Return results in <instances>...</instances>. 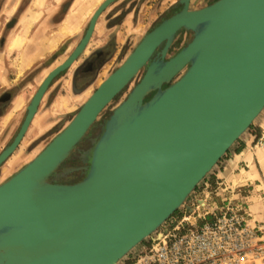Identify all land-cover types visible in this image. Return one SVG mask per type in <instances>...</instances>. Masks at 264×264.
Instances as JSON below:
<instances>
[{
	"label": "water",
	"instance_id": "obj_1",
	"mask_svg": "<svg viewBox=\"0 0 264 264\" xmlns=\"http://www.w3.org/2000/svg\"><path fill=\"white\" fill-rule=\"evenodd\" d=\"M115 1L97 8L78 45L38 87L0 153V166L24 137L51 81L83 53L98 17ZM178 5L44 149L0 183V264H117L184 205L262 112L264 0H216L194 10L190 0ZM179 30L192 38L164 60ZM140 71L84 166L73 169L84 177L51 183L101 111Z\"/></svg>",
	"mask_w": 264,
	"mask_h": 264
},
{
	"label": "crops",
	"instance_id": "obj_2",
	"mask_svg": "<svg viewBox=\"0 0 264 264\" xmlns=\"http://www.w3.org/2000/svg\"><path fill=\"white\" fill-rule=\"evenodd\" d=\"M104 1L31 0L30 7L32 6L33 13H21L19 18L8 26L10 28L14 25L15 30L12 28L13 30H10L12 33L7 34L0 41V88L13 86L16 80L23 78L38 66L37 75H39V83H42L46 76L61 65L75 49L87 29L91 16ZM133 1L135 0L127 4L125 0H117L100 14L83 53L67 70L51 81L24 137L7 159L9 165H14L23 158L24 148L29 142L51 130L59 121V117L76 109L77 102L85 92V85L87 86L90 82L86 81L90 77L87 78L80 72L91 71L93 66L97 68V62L93 61L96 58L95 54L102 52L103 57L100 61L105 56L112 55L113 57L111 56L109 60L111 62L120 52L119 48H122L124 40L136 39L145 28L150 26L152 28L169 9L180 8L176 1L167 4V0H161L157 8L159 12L157 10L151 12L150 9L152 10L154 6L152 2L155 0H145L142 5L145 9L135 14V8L130 5ZM147 14L148 17H146ZM19 29L20 32L16 35ZM16 44L20 47L9 50L11 45ZM15 55L16 57L13 58ZM47 61L48 63L41 67L40 64ZM105 63L106 61L101 65ZM75 84L80 88L73 94H69L68 90ZM37 89L30 96V101ZM27 100L26 93L16 94L8 109L0 116V126L10 124L8 134L10 142L17 134L24 119L25 110L29 104ZM250 132L232 145V149L218 162V170L212 173V178L215 180L223 178L227 183L222 190L226 192L227 198L220 202L234 200L233 205L242 207L251 213V208L255 207L252 205L253 197L260 198L264 194L262 191L264 188V145L254 151V142L258 137H264V127L259 124ZM213 181L214 179L211 180Z\"/></svg>",
	"mask_w": 264,
	"mask_h": 264
},
{
	"label": "rangeland",
	"instance_id": "obj_3",
	"mask_svg": "<svg viewBox=\"0 0 264 264\" xmlns=\"http://www.w3.org/2000/svg\"><path fill=\"white\" fill-rule=\"evenodd\" d=\"M132 0H125V2L128 4ZM173 1H176L178 3L179 0H167L168 3H172ZM211 0H191V7L190 9H198L205 5H208ZM145 0H135L130 5H132L133 8H135V14L139 13L140 10L145 9L142 8V5L144 4ZM154 4L153 9L150 11L153 12V10H157V8L161 4V0H155L152 2ZM31 0H0V41L7 36V34L12 33L11 31L15 28L10 26L15 19L19 18L21 13L25 12H31L33 13V8L30 7ZM165 7V5H164ZM130 9V8H129ZM158 11V10H157ZM159 12V11H158ZM59 15L61 14L59 10ZM168 14V13H166ZM145 15V14H144ZM136 16V15H135ZM148 17V14L146 15ZM164 17V16H163ZM162 18V17H161ZM35 19V18H33ZM160 19V18H159ZM13 28V29H12ZM151 29V26L148 28H145V30L142 32V34L138 35L136 39L128 38L127 40H124L122 44V48H119L120 52L115 56V58L109 62L110 58H112V55L105 56L101 61L100 59L97 61V68L93 66L91 71H85L80 72L81 75L90 77L86 81H90L88 85H85V92L81 95L79 102L76 104V109L72 112H69L61 117H59V121L55 126L46 132L44 134L29 142L25 148H24V155L23 158L17 162L14 165H9L7 160L0 166V183L6 180L8 177H10L13 173H15L17 170H19L24 164H26L28 161H30L34 156H36L40 151L44 149V147L50 142V140L58 134L72 119V117L75 115L77 110L80 108V106L84 103V101L89 98V96L94 92V90L98 87V84L101 81H104V79L112 72L114 71L120 64L125 60V58L129 55V53L134 49V47L139 43V41L142 39V37L147 34ZM11 30V31H10ZM15 30V29H14ZM20 32V29L16 31V35H18ZM144 34V35H143ZM143 35V36H142ZM25 36V35H24ZM188 41V38L185 36H179L176 39V42L174 43L172 53H170L171 56L178 48H180L184 43ZM19 43V42H18ZM19 44L11 45L9 47V50H12L15 47H18ZM1 47V45H0ZM20 47V46H19ZM113 51V50H112ZM111 54V53H110ZM112 56V57H111ZM16 55L13 57L15 58ZM106 63L104 65H101L103 62ZM47 62H43L41 67L45 66ZM39 66L31 71L29 74H26L23 76V78H20L16 80L15 84L13 86H10L7 88L6 86L0 88V97L1 95L5 93H9L10 96L13 98L18 93H26L28 95L27 103L30 102V96L34 93L36 88L39 87ZM85 73V74H84ZM143 75V71L140 72L132 81L131 83L115 98L113 99L110 104H108L99 114L97 119L94 122V125L88 130V133L85 137H83L80 142L76 145L78 146L77 149L82 150H88V147L90 146V140L93 139L99 132L102 124L109 118L111 115L112 110L116 105H118L121 101L125 99L129 91L132 89V87L139 82L141 79V76ZM181 74L179 73L173 81H175ZM86 78V77H85ZM39 83V85H38ZM77 84V83H76ZM72 86L68 92L69 94H73L77 89L80 88L79 85ZM87 84V83H86ZM38 85V87H37ZM84 87V85H82ZM81 86V87H82ZM76 87V88H75ZM7 105H0V116L5 113ZM261 124L264 127V109L259 114V116L252 122L250 125V129L242 134L239 139L244 138L248 135V133H251V129H255L257 125ZM9 130H10V124L1 125L0 126V153L3 151L5 147H7L10 142L9 140ZM6 138V140H5ZM238 139V140H239ZM235 144V143H234ZM233 144V145H234ZM262 145H264V137L260 136L258 139L254 142L255 149L261 148ZM232 149L230 147L229 151ZM12 155V154H11ZM10 157V156H9ZM225 156H223L224 158ZM8 163V164H7ZM66 164L65 166H67ZM219 164L217 163L213 169L204 177V179L196 186L194 191L187 197L185 200V203L183 207L181 206L176 213L172 216L171 221L173 220H179L182 216H186L188 219L186 220L188 223L199 225L202 221L201 218L198 216L207 212L211 213L214 211V213H218V208L223 207L226 205L227 202L223 201L220 202L222 199L227 198L225 195L226 192L222 191L227 185L226 182H224L223 178H219L218 180H215V178H212L213 172H216L217 166ZM62 167L63 168H65ZM69 166V165H68ZM221 177V176H220ZM214 179L213 182L211 180ZM224 182V183H223ZM219 183H222L219 185ZM207 187L205 188V185ZM233 185H236V183H233ZM264 185V181H263ZM264 187V186H263ZM264 191V188L262 189ZM261 191V192H262ZM258 194V193H257ZM227 201V200H226ZM234 202V200H232ZM223 203V204H222ZM251 204V202H250ZM252 205H255L254 208H251V216L253 220L255 221H264V194L261 195L259 198L258 196L256 198L253 197L252 199ZM181 211V212H180ZM182 212H184L182 214ZM210 217L209 215L207 218ZM169 220V219H168ZM166 221L165 226L170 225V220ZM257 223V222H256ZM187 226H185L186 229ZM130 256L124 257L122 260L119 261L118 264H127V260Z\"/></svg>",
	"mask_w": 264,
	"mask_h": 264
},
{
	"label": "built area",
	"instance_id": "obj_4",
	"mask_svg": "<svg viewBox=\"0 0 264 264\" xmlns=\"http://www.w3.org/2000/svg\"><path fill=\"white\" fill-rule=\"evenodd\" d=\"M225 202L217 214L199 215V225L170 217V225L162 224L126 257L132 264H264V221Z\"/></svg>",
	"mask_w": 264,
	"mask_h": 264
},
{
	"label": "flooded vegetation",
	"instance_id": "obj_5",
	"mask_svg": "<svg viewBox=\"0 0 264 264\" xmlns=\"http://www.w3.org/2000/svg\"><path fill=\"white\" fill-rule=\"evenodd\" d=\"M180 9V8H179ZM179 9H176V10H179ZM193 10V9H192ZM175 14V13H174ZM164 16V17H163ZM162 16V18H160V19H158V21L156 22V24L150 29V30H152L155 26H157L161 21H163L164 19H166V18H168V17H170L168 14H165V15H163ZM179 36H185L186 38H188V41H186L185 43H184V45H182L180 48H178L171 56H168V55H170V53H172V49H173V46H174V43L176 42V39L179 37ZM191 38H192V33L191 32H187V31H184V30H179L175 35H174V37H173V40H172V42H171V44H170V46H169V49H168V51H167V55H166V57H165V59L164 60H168L169 58H171L174 54H176L181 48H183L184 46H186L189 42H190V40H191ZM163 46H164V43L163 44H161V46L158 48V49H156L155 50V52H154V54H153V56L151 57V59L150 60H153V59H155L156 57H159V53H160V51H161V49L163 48ZM94 57H96V58H94ZM93 58L95 59V60H93V61H98V59H100V58H102L103 57V55H102V52H98L97 54H95V56H94ZM95 62V63H96ZM143 73H144V71H143ZM11 101H12V97L10 96V94L9 93H5V94H3V95H1V97H0V105H7L6 106V109H5V111L8 109V107H9V105H10V103H11ZM38 108V107H37ZM25 115H26V110H25ZM25 117V116H24ZM24 120V119H23ZM23 122V121H22ZM22 124V123H21ZM103 125L104 124H102V126H101V128H100V130H99V132H98V134L93 138V139H91L90 140V146L88 147V150H80V149H77L78 148V146H76L73 150H72V152H71V154L69 155V157L61 164V166L56 170V172L55 173H53L51 176H50V178H49V180H50V182L51 183H55V184H69V183H75V182H78V181H80L83 177H84V175H83V171H76V170H73L74 168H80V167H82V166H84V164H85V162H86V157H87V155H88V153H89V150H90V148H91V146H92V144H93V142H94V140L101 134V132H102V130H103ZM21 126V125H20ZM20 128V127H19ZM19 130V129H18ZM87 133H88V131H87ZM87 133H86V135H87ZM85 135V136H86ZM16 136V135H15ZM84 136V137H85ZM14 139V138H13ZM13 139H12V141H13ZM11 141V142H12ZM10 142V143H11ZM9 143V144H10ZM66 164H68L67 166H65ZM65 166V168H63L62 169V167H64Z\"/></svg>",
	"mask_w": 264,
	"mask_h": 264
},
{
	"label": "trees",
	"instance_id": "obj_6",
	"mask_svg": "<svg viewBox=\"0 0 264 264\" xmlns=\"http://www.w3.org/2000/svg\"><path fill=\"white\" fill-rule=\"evenodd\" d=\"M214 1H216V0H211V1L209 2V4L213 3ZM209 4H208V5H209ZM177 11H178V10H176L175 8H171V9H169V11H168L167 13H168L169 16H172V15H173L174 13H176ZM165 86H166V85H164V87H165ZM121 92H122V91H121ZM118 95H119V94H118ZM118 95H117V96H118ZM117 96H116V97H117ZM116 97H115V98H116ZM115 98H114V100H115ZM147 99H149V97H148ZM147 99H146V100H147ZM249 129H250V127H249ZM237 141H238V140H237ZM237 141H236V142H237ZM231 147H232V146H231ZM228 151H229V150H227V152L225 153V155L228 153ZM225 155H224V156H225ZM222 158H223V157H222ZM222 158H221V159H222ZM221 159H220V160H221ZM220 160H219V161H220ZM219 161H218V162H219ZM204 185H205V188H206L207 185H206V184H204ZM175 213H176V212H174V214H175ZM174 214H173V215H174ZM173 215H172V216H173ZM172 216H171V217H172ZM127 261H128L127 264H132V261H130V260H127Z\"/></svg>",
	"mask_w": 264,
	"mask_h": 264
},
{
	"label": "bare ground",
	"instance_id": "obj_7",
	"mask_svg": "<svg viewBox=\"0 0 264 264\" xmlns=\"http://www.w3.org/2000/svg\"><path fill=\"white\" fill-rule=\"evenodd\" d=\"M190 1H191V0H190ZM101 4H102V3H101ZM99 6H100V5H99ZM96 10H97V9H96ZM96 10H95V11H96ZM189 10H192V9H190V5H189ZM193 10H194V9H193ZM91 17H92V16H91ZM90 19H91V18H90ZM91 35H92V34H91ZM83 36H84V35H83ZM140 72H141V71H140ZM140 72H139V73H140ZM139 73H138V74H139ZM138 74H137V75H138ZM137 75H136V76H137ZM136 76H135V77H136ZM46 77H47V76H46ZM43 81H44V80H43ZM43 81H42V82H43ZM102 82H103V81H102ZM102 82H101V83H102ZM101 83H100V84H101ZM41 84H42V83H41ZM41 84H40V85H41ZM100 84H99V85H100ZM40 85H39V86H40ZM99 85H98V86H99ZM33 96H34V95H33ZM258 116H259V115H258ZM27 129H28V128H27ZM26 131H27V130H26ZM25 133H26V132H25ZM24 135H25V134H24ZM20 142H21V141H20ZM19 144H20V143H19ZM17 147H18V146H17ZM17 147H16V149H17ZM16 149H15V150H16ZM28 162H29V161H28ZM28 162H27V163H28ZM137 246H138V245H137ZM137 246H136V247H137ZM136 247H134V248H136ZM134 248H133V249H134ZM118 263H119V262H118ZM118 263H117V264H118Z\"/></svg>",
	"mask_w": 264,
	"mask_h": 264
}]
</instances>
